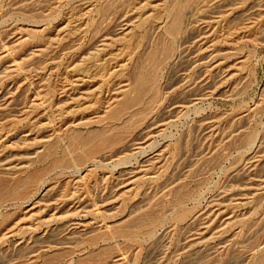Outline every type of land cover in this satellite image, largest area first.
I'll return each mask as SVG.
<instances>
[{
  "label": "rangeland",
  "instance_id": "rangeland-1",
  "mask_svg": "<svg viewBox=\"0 0 264 264\" xmlns=\"http://www.w3.org/2000/svg\"><path fill=\"white\" fill-rule=\"evenodd\" d=\"M0 264H264V0H0Z\"/></svg>",
  "mask_w": 264,
  "mask_h": 264
}]
</instances>
